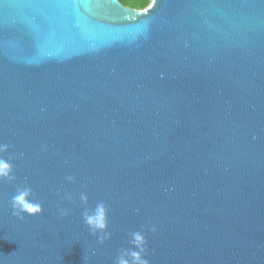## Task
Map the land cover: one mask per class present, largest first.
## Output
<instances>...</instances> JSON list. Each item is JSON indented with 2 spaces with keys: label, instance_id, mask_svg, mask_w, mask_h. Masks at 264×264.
<instances>
[{
  "label": "water",
  "instance_id": "95a60500",
  "mask_svg": "<svg viewBox=\"0 0 264 264\" xmlns=\"http://www.w3.org/2000/svg\"><path fill=\"white\" fill-rule=\"evenodd\" d=\"M0 144V264H264V0H0Z\"/></svg>",
  "mask_w": 264,
  "mask_h": 264
},
{
  "label": "clouds",
  "instance_id": "9594fccd",
  "mask_svg": "<svg viewBox=\"0 0 264 264\" xmlns=\"http://www.w3.org/2000/svg\"><path fill=\"white\" fill-rule=\"evenodd\" d=\"M7 148L8 145L0 144V152L6 151ZM11 171V165L7 161L0 159V179H12ZM68 179L71 180L72 178L68 177ZM27 191L28 190H24L22 193L14 196L11 201L12 214L21 219L24 214L33 216L43 211L42 206L39 203H33L26 199ZM80 201L82 204H87V196L81 193ZM63 214L66 215L67 213L64 212ZM82 218L84 224L88 227L92 235L96 236L97 233H100L97 237L99 243L102 244L104 240L109 238L110 234L106 231L107 211L102 202L96 204L94 208H85ZM132 243L134 247L139 248L140 251L128 252L125 250L121 252V254L117 257L115 264H148V261L140 255V252L143 251V237L140 233L133 234ZM129 257H131V260Z\"/></svg>",
  "mask_w": 264,
  "mask_h": 264
},
{
  "label": "trees",
  "instance_id": "16d2710c",
  "mask_svg": "<svg viewBox=\"0 0 264 264\" xmlns=\"http://www.w3.org/2000/svg\"><path fill=\"white\" fill-rule=\"evenodd\" d=\"M119 1L124 6L135 9V8H142L144 6H147L148 3L146 4V1L149 2L150 0H136V1H134V0H130V1H128V0H119ZM123 1L127 2L128 5L124 4Z\"/></svg>",
  "mask_w": 264,
  "mask_h": 264
},
{
  "label": "rangeland",
  "instance_id": "374dc122",
  "mask_svg": "<svg viewBox=\"0 0 264 264\" xmlns=\"http://www.w3.org/2000/svg\"><path fill=\"white\" fill-rule=\"evenodd\" d=\"M128 1H130V0H128ZM134 1H136V0H134ZM123 3L126 4V5H128V3L125 2V1H123ZM147 3L149 4V2L146 1V4H147ZM145 7H147V6H144V7H142V8H135V9H143V8H145Z\"/></svg>",
  "mask_w": 264,
  "mask_h": 264
}]
</instances>
